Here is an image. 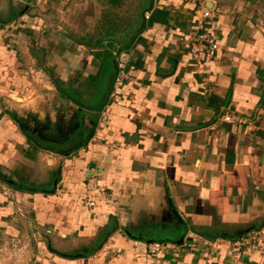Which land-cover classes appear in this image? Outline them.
Listing matches in <instances>:
<instances>
[{
    "label": "crops",
    "instance_id": "0c3cea01",
    "mask_svg": "<svg viewBox=\"0 0 264 264\" xmlns=\"http://www.w3.org/2000/svg\"><path fill=\"white\" fill-rule=\"evenodd\" d=\"M0 100V229L27 202L33 264H264V0H0Z\"/></svg>",
    "mask_w": 264,
    "mask_h": 264
},
{
    "label": "built area",
    "instance_id": "2783aa9c",
    "mask_svg": "<svg viewBox=\"0 0 264 264\" xmlns=\"http://www.w3.org/2000/svg\"><path fill=\"white\" fill-rule=\"evenodd\" d=\"M187 1H194V0H187ZM214 16L215 14L213 10L202 9V14H201L202 18L200 20V27L197 29V31L192 32L188 37L189 54L191 55V58L195 61H201L205 57L213 55L214 52L219 48V43L215 35L210 30V28H208L207 25H205L207 23V20L213 18ZM149 17H150V11L145 12V18L148 19ZM127 65H128V55L125 53L119 54L117 56V61H116L117 70H116V74L114 78V86H113V89L115 91H117L118 88L121 85H123L125 79L128 78ZM107 118L108 117L106 114L102 115L100 120V124L102 126L105 125ZM220 118L221 120L230 123L245 124L247 122L246 118L239 116L229 107L222 112ZM94 172H91L90 175L88 176L87 196H85L86 204L91 207L96 205L94 194L98 190L97 176H96L97 173ZM257 239L258 238L253 234L250 235L248 239L247 238L236 239L232 241V244L236 248H241L250 245L252 248L259 250ZM164 248H165V244L159 241L149 244V252L151 254H157L160 251H162Z\"/></svg>",
    "mask_w": 264,
    "mask_h": 264
},
{
    "label": "rangeland",
    "instance_id": "374dc122",
    "mask_svg": "<svg viewBox=\"0 0 264 264\" xmlns=\"http://www.w3.org/2000/svg\"><path fill=\"white\" fill-rule=\"evenodd\" d=\"M3 116L5 117V114ZM58 137L60 136H56V138ZM19 204L21 205L16 211L17 214L13 212L14 223L17 224L19 234L16 236L8 233L5 234L0 229V264H33V240L35 237L43 238L46 234L45 228L35 221L32 213L29 211L27 202L25 204L19 202Z\"/></svg>",
    "mask_w": 264,
    "mask_h": 264
},
{
    "label": "trees",
    "instance_id": "16d2710c",
    "mask_svg": "<svg viewBox=\"0 0 264 264\" xmlns=\"http://www.w3.org/2000/svg\"><path fill=\"white\" fill-rule=\"evenodd\" d=\"M105 65H106L107 68H108V64L106 63ZM109 65H110V64H109ZM107 68H106V69H107ZM106 69H105V70H106ZM108 69H109V68H108ZM50 72H51V71H50ZM113 83H114V82H113ZM64 92H65L69 97L73 98L72 93H70L69 91H66V90H64Z\"/></svg>",
    "mask_w": 264,
    "mask_h": 264
},
{
    "label": "water",
    "instance_id": "95a60500",
    "mask_svg": "<svg viewBox=\"0 0 264 264\" xmlns=\"http://www.w3.org/2000/svg\"><path fill=\"white\" fill-rule=\"evenodd\" d=\"M109 237V236H108ZM107 239V238H106Z\"/></svg>",
    "mask_w": 264,
    "mask_h": 264
}]
</instances>
